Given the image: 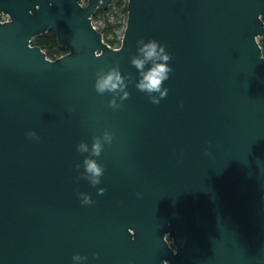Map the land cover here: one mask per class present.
<instances>
[{
    "label": "water",
    "instance_id": "water-1",
    "mask_svg": "<svg viewBox=\"0 0 264 264\" xmlns=\"http://www.w3.org/2000/svg\"><path fill=\"white\" fill-rule=\"evenodd\" d=\"M112 2L0 0V264H264V0H127L117 48L92 21ZM48 31L55 59L31 44ZM141 38L171 56L159 104ZM117 64L113 109L94 85ZM105 130L93 187L77 145Z\"/></svg>",
    "mask_w": 264,
    "mask_h": 264
},
{
    "label": "clouds",
    "instance_id": "clouds-1",
    "mask_svg": "<svg viewBox=\"0 0 264 264\" xmlns=\"http://www.w3.org/2000/svg\"><path fill=\"white\" fill-rule=\"evenodd\" d=\"M136 54L131 57L130 63L137 70L139 79L135 83V87L148 95L151 103L159 104L160 100L165 98L168 89L163 86V82L169 78V73L172 72L168 62L171 59L170 54L166 51V46L160 44L156 40H149L145 42L143 38L136 41ZM131 82L130 78L121 74L120 67L116 66L108 68L107 71L101 69L96 73L95 90L98 94L111 93L112 98L108 101V106L113 109H119L122 104L117 102V97L120 101H124L129 97V92L126 91L128 83ZM158 94V95H157ZM29 139L38 140L39 137L34 131L26 133ZM113 141V133L105 130L102 136H93L92 143L80 142L77 145V151L84 155L82 165L76 164V168L83 167L84 171L80 174L79 178L86 179L93 187L101 183V177L104 174V166L97 162L94 157H100L105 144L111 145ZM209 153L206 151L205 155ZM106 191L105 188H98L97 194L103 195ZM82 198L81 203L90 205L93 203L90 196L85 193H78ZM138 198L141 194L137 193ZM98 257V254H94ZM73 261L79 262L86 260L79 254L72 257Z\"/></svg>",
    "mask_w": 264,
    "mask_h": 264
},
{
    "label": "trees",
    "instance_id": "trees-1",
    "mask_svg": "<svg viewBox=\"0 0 264 264\" xmlns=\"http://www.w3.org/2000/svg\"><path fill=\"white\" fill-rule=\"evenodd\" d=\"M126 2L127 0H113L107 10H97L92 17V19H99V15L102 14V16H104L103 14L110 13V16L106 15L103 17L102 24L97 27V29L102 33L103 40L113 48H117L120 45L126 22ZM116 31H118L119 34H117ZM118 36L120 37L118 38ZM31 44L39 46L50 59H55L67 52L65 48L56 43L55 36L50 31L34 37L31 40ZM261 46L264 55V40Z\"/></svg>",
    "mask_w": 264,
    "mask_h": 264
},
{
    "label": "rangeland",
    "instance_id": "rangeland-1",
    "mask_svg": "<svg viewBox=\"0 0 264 264\" xmlns=\"http://www.w3.org/2000/svg\"><path fill=\"white\" fill-rule=\"evenodd\" d=\"M109 8V7H108ZM104 16H106V15H108V16H110V13H107V14H103ZM100 16V18L99 19H97V18H95V19H92V21H93V23L95 24V26L96 27H99V26H101V24H102V21H103V17L104 16H102V14L101 15H99ZM111 18V17H110ZM116 33L117 34H119L118 33V31H116ZM120 36H118V38H119Z\"/></svg>",
    "mask_w": 264,
    "mask_h": 264
},
{
    "label": "flooded vegetation",
    "instance_id": "flooded-vegetation-1",
    "mask_svg": "<svg viewBox=\"0 0 264 264\" xmlns=\"http://www.w3.org/2000/svg\"><path fill=\"white\" fill-rule=\"evenodd\" d=\"M262 21H263V23H264V17L262 18ZM263 40H264V36H259V37L257 38V41H258V43H259V45H260V47H261V50H262L261 43H262ZM262 53H263V52H262Z\"/></svg>",
    "mask_w": 264,
    "mask_h": 264
},
{
    "label": "built area",
    "instance_id": "built-area-1",
    "mask_svg": "<svg viewBox=\"0 0 264 264\" xmlns=\"http://www.w3.org/2000/svg\"><path fill=\"white\" fill-rule=\"evenodd\" d=\"M6 18V19H8V15H6V14H3V13H0V19H2V18Z\"/></svg>",
    "mask_w": 264,
    "mask_h": 264
}]
</instances>
